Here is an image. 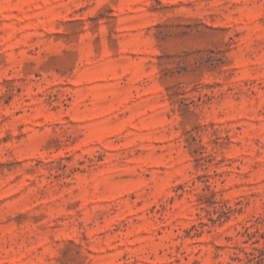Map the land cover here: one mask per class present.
Returning <instances> with one entry per match:
<instances>
[{
	"label": "rangeland",
	"instance_id": "obj_1",
	"mask_svg": "<svg viewBox=\"0 0 264 264\" xmlns=\"http://www.w3.org/2000/svg\"><path fill=\"white\" fill-rule=\"evenodd\" d=\"M0 264H264V0H0Z\"/></svg>",
	"mask_w": 264,
	"mask_h": 264
}]
</instances>
